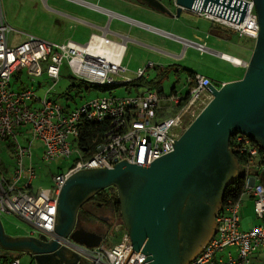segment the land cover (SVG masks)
Instances as JSON below:
<instances>
[{
  "label": "built area",
  "instance_id": "2783aa9c",
  "mask_svg": "<svg viewBox=\"0 0 264 264\" xmlns=\"http://www.w3.org/2000/svg\"><path fill=\"white\" fill-rule=\"evenodd\" d=\"M168 7L177 8L176 0H166ZM248 2L242 12L241 22H234L207 11L181 8V12L203 17L212 23L234 31L239 37L256 39L258 22L254 0ZM13 29L5 21L0 5V143L11 142V163L4 165L0 156V215L13 214L33 227L30 234L38 233L47 239L54 238L56 202L65 180L80 169L112 168L125 159L127 163L149 166L150 162L171 150L173 139L177 140L211 98L206 86L211 80L200 73L187 79V92L161 97L154 89H145L131 95H112L115 85L143 76L152 62L135 71V77L126 75L122 64L125 51L123 37L114 41L103 34L93 33L85 43L71 39L51 42L25 34L17 42H10ZM21 36V31L15 30ZM203 51L205 43H197ZM223 57V55H222ZM233 64V62L230 61ZM66 65L76 82H83L109 90L97 94L82 106L71 107L51 98L60 70ZM242 61L239 65H246ZM30 79L43 73L52 79L51 85L38 96L34 85L22 82L24 73ZM14 79V85H12ZM119 79V80H117ZM193 84L188 88V83ZM37 87H39L37 85ZM172 115L157 119L158 110L165 105H178ZM106 123L93 152L84 156V149L73 146L84 123ZM29 128V135L20 142ZM41 144L40 159L46 163L56 158L77 154L78 158L63 170L50 173V185L35 192L30 191L36 178V166L32 162L31 143ZM232 148L248 157L245 167H259L257 145L246 135H232ZM251 174L244 177L242 192L236 199L227 197L215 215V230L202 248L187 264H254L253 254L264 248V224L239 229L241 195L253 197V210L257 218L264 214V183L253 181ZM117 218V217H116ZM60 246L88 264H145L140 263L145 254L132 247L129 234L120 219L112 222L96 247L74 243L69 238H59ZM0 264H21L18 257L0 258Z\"/></svg>",
  "mask_w": 264,
  "mask_h": 264
},
{
  "label": "water",
  "instance_id": "95a60500",
  "mask_svg": "<svg viewBox=\"0 0 264 264\" xmlns=\"http://www.w3.org/2000/svg\"><path fill=\"white\" fill-rule=\"evenodd\" d=\"M139 1L171 16H179L181 8H192L237 23L241 22L248 4L243 0H176L178 6L172 13L162 0ZM254 4L258 32L243 76L222 83L220 87L212 83L206 86L211 93L210 100L180 137L173 139V150L154 158L149 166L127 163L123 159L112 168L103 166L76 171L65 180L57 197L54 238L9 236L3 233L0 225V249L28 252L33 255L35 264H60L69 251L59 245V238H69L90 248L98 246L103 234L75 227L78 207L73 208L68 201V191L77 184L94 191L112 185L118 192L120 215L131 248L141 249L146 255L140 263L187 264L203 243L186 253L181 251L180 238L182 235L186 239L187 233L180 234L178 225L185 217V200L199 192L201 181L210 175L213 166L220 164L226 169L225 174L228 169L233 177L238 171L243 176L247 171L253 173V181L257 177L264 180V166L258 172L239 165L229 149L230 137L241 133L264 150V0H254ZM123 176L126 179L120 181ZM217 205L218 211L222 203Z\"/></svg>",
  "mask_w": 264,
  "mask_h": 264
},
{
  "label": "rangeland",
  "instance_id": "374dc122",
  "mask_svg": "<svg viewBox=\"0 0 264 264\" xmlns=\"http://www.w3.org/2000/svg\"><path fill=\"white\" fill-rule=\"evenodd\" d=\"M104 1L101 0L99 3L102 5V3L104 4ZM130 1L134 3L116 0L117 3L112 2V5L120 9L119 11L125 14H131L138 6L142 7L141 3H137L132 0ZM162 1L168 5L166 0ZM77 3L78 2L76 0H69V2L65 0H0L3 17L8 25L13 29L10 35L14 36L15 41L23 39L25 34L33 35L46 41H59L63 35L72 36L75 41L78 40V43H80V41H84L88 30L84 26L78 24L79 21L76 18L87 19L88 17L86 16V12L83 13L84 10L80 9L76 5ZM117 4L118 6H116ZM50 7L58 8L62 12H68L70 17H61L57 13L50 10ZM125 7L127 9H125ZM171 9L174 10L172 7ZM134 15H136L135 12ZM61 18H63V20ZM177 20L176 25L178 26L180 24L183 27H190L191 29H205L207 31L211 29L210 21L188 13L181 12ZM151 23L159 26H165L162 22ZM15 30L21 31L23 34L21 36L15 35ZM239 38L240 39H237L236 36H232L230 39L224 40L225 43L221 42L223 45H209L208 47L214 51H225L228 54H235L243 57L244 50L242 48H247L249 51H252L256 40L252 38L248 39L247 37ZM209 40L210 39H208V42ZM240 46H242V48ZM175 49L179 52H184L180 61L176 62L178 65L185 69L194 70L202 74L208 73L213 80V83L218 87H220L222 80H225L230 76H235L238 73L240 75L241 73V69L233 67L229 63L218 61V59H214L213 61V58H211L210 55H214V53H210L208 51H200V53L196 47H187L182 43L177 44ZM144 52L145 51L140 52L133 50L131 46H129L127 57L125 59V62L127 63L126 75L131 78L135 77L134 73L137 67H143L148 60H152L155 63L154 67L156 70L154 68L152 69V67H148L145 69L143 76L144 78L148 77L149 79L154 77V74L158 70L157 66L162 65L163 63L159 62L157 58L149 57V53ZM242 66L246 67L247 64ZM22 74V82L27 85H34L38 96H43L44 92L52 83V79L46 77L44 73L40 77H34L33 79L27 77L25 72ZM160 82L162 84V93L164 94V97L170 95L172 90L176 91L177 94L182 95L187 89L186 72L184 71L173 72V70H171L167 73V77H163ZM38 83L41 84L40 87H37ZM12 85H14V79H12ZM70 85L73 86L71 87L69 94L66 96L62 95L65 92V89ZM108 92L109 90L102 91L100 88L86 83H83V85L78 87L76 81L71 77L68 67L64 64L60 70L59 78L49 97L57 99L62 103H67L71 107H79L85 104L91 97H94L97 94H108ZM109 93L117 96H125L133 94L134 91L131 87L127 89L125 85H115L110 89ZM176 108L178 107L176 106ZM21 131L24 134L20 136V142L23 143L24 138L29 135V128H22ZM31 146L32 162L36 166V178L32 181L33 191L48 187L51 182L50 172L63 170L78 158L77 154H71L68 157L56 158L55 160L46 163L40 159V152L42 148L40 142L34 140L31 143ZM73 146H76V143H74ZM0 156L4 165L11 163L12 151L11 142L9 140L0 143ZM117 218L116 216H113L111 222ZM118 219L122 220L121 215ZM0 225L5 235L30 236L34 238L39 236V234L35 232L30 234V232L33 231V227L17 215L1 214ZM16 253H18V258L21 264H34V261L28 252L20 251ZM60 264H66V260L64 259L60 261Z\"/></svg>",
  "mask_w": 264,
  "mask_h": 264
},
{
  "label": "crops",
  "instance_id": "0c3cea01",
  "mask_svg": "<svg viewBox=\"0 0 264 264\" xmlns=\"http://www.w3.org/2000/svg\"><path fill=\"white\" fill-rule=\"evenodd\" d=\"M65 1L69 2V0H65ZM76 1L78 2L76 5L80 9L84 10L83 13L86 12V16L88 17L87 19L76 18L79 21L78 24L84 26L88 30L84 41H80V43L86 42L89 36L93 33L103 34L107 38L114 40V41H120L121 38L123 37V41L125 43V51H124L123 58H122V64L126 66V68H127V65H126L127 63L125 62V59L127 57L128 48L129 46H131L133 50H137L140 52L145 51L144 53H149L148 54L149 57L157 58L159 62L163 63V64L160 63L162 64V65H159L161 67H165L168 65H174L175 67L178 68L177 72H182V71L186 72V70H189V69H185L176 63L180 61V59L183 57L184 52L177 51L175 49V46L177 44L182 43L184 46H187V47L188 46L196 47L197 43H205L206 48L203 51H208L216 55V56H214L213 54L210 55V57L213 58V61L214 59H218V61H224L226 63H229L233 67L241 69L240 75L238 73L235 76H230L229 78L222 80L220 84L239 79L243 76L245 72L246 67L242 65H238V64H232L225 58H222L220 55V54H228V53H226L225 51H214L208 47L209 45L211 46L220 45L221 42L225 43L224 40L230 39L232 36H236L237 39H240L239 36L234 31L224 26L212 23L211 21H210L211 29L209 31L205 29H197V28L191 29L190 27H183L180 24L178 26L176 24H177V21H178L177 19L179 16H175V15L171 16V15L161 13L147 6L146 4L141 3L140 1L139 2L136 1L137 3L142 4V7L138 6L136 10L134 11L136 15H134V12H132L131 14H125L119 11L120 9L112 5V2L117 3L116 0H105V1L103 0L104 4L102 3V5L99 3V1L101 0H91V1L76 0ZM123 1L131 2L130 0H123ZM131 3H134V2H131ZM116 6H118V4ZM125 9L127 8L125 7ZM169 9L171 10L172 13H175L174 8H173L174 10H172L171 7ZM50 10H52L54 13H57L61 17H70L68 15L69 14L68 12H62L58 8L50 7ZM61 19L63 20V18ZM151 22H159V23L162 22L165 24V26L155 25ZM10 34L11 33H9L10 42H17L20 40L19 39L15 41L14 36ZM212 37L214 40L212 39ZM67 39L74 40L72 36L63 35L59 41H52V40L51 41L52 42H62ZM208 39H210L209 40L210 43L208 42ZM75 42H78V40ZM240 47L242 48V46ZM242 49L244 50L243 57L239 55H235V54H228V55L234 56L248 63L253 50L249 51L247 48H242ZM147 62L153 63V67H152L153 69L155 63L152 60H148ZM137 68H139V66ZM191 71H194V70H191ZM194 73H199V72L194 71ZM203 75L208 77L211 80L212 84H214L213 80L211 79L208 73L203 74ZM146 78L149 79L148 77ZM187 79H188V76L186 74V84H187ZM37 85L39 87L41 86L40 83H38ZM143 90L145 89H141L140 91H143ZM187 90L188 89L185 90V93L187 92ZM162 91H163V88H162ZM170 94H177V92L172 90ZM160 96L164 97V94L162 93L160 94ZM176 106L178 107V105H175V104L163 106L164 108H161L160 110H158V114L156 118L162 119V118L172 115L178 109L176 108ZM263 166L264 165H262L261 167H250V168L256 169L258 170V172H260ZM247 174H253V173L245 171V175L244 176L241 175V176L245 177ZM256 181H260L264 183V180L258 177L256 178ZM30 191L31 192L36 191V190L33 191L32 184L30 187ZM258 224H264V214L262 218H257L255 216V213L253 210V197L249 193H244L241 195V204H240V210H239V229L247 230L251 228L252 226H255ZM3 253H4V250L0 249V254H3ZM15 254H16L15 252L6 254L7 256L6 259H10ZM0 258L2 257L0 256ZM252 259H253L254 264H264V248H261L257 252H255L253 254Z\"/></svg>",
  "mask_w": 264,
  "mask_h": 264
},
{
  "label": "flooded vegetation",
  "instance_id": "af4514ba",
  "mask_svg": "<svg viewBox=\"0 0 264 264\" xmlns=\"http://www.w3.org/2000/svg\"><path fill=\"white\" fill-rule=\"evenodd\" d=\"M83 172L87 171L84 170ZM225 173L226 169H223L220 164H215L210 175L205 177L201 181V184L198 189L199 192L197 194L187 197V199L185 200L183 210L185 217L179 222L178 225L180 234H182V232L187 233L186 239L183 238L181 235V251L186 253V251L191 250L193 247L195 248L198 244H204L206 240L211 236V233L215 228V215L218 209L217 203L223 202L224 192L226 188L230 185V181L241 176V173L239 171L234 177L231 173L228 172V169L227 174ZM125 179L126 176H123L120 181H123ZM101 190L94 191V189L87 188L80 184L71 186L69 188L68 201L71 203L72 207H78L77 211L80 208H83L89 211L90 213L94 214V224L91 222H80L78 220V217L75 215V227H82L85 230L98 233V229L96 227L97 222L100 228H103L106 222H111L113 216L111 214V211L108 210L107 206L103 204L97 205L96 196L97 193ZM111 224L112 222L109 224L108 228ZM108 228L105 231H107ZM202 245L200 246V248L202 247ZM13 252L14 251H4L2 256ZM30 256L35 264V259L33 255L30 254ZM74 257L75 256L70 252L65 253L64 259L66 260V264H87V262L84 260L78 261L77 256V260Z\"/></svg>",
  "mask_w": 264,
  "mask_h": 264
},
{
  "label": "trees",
  "instance_id": "16d2710c",
  "mask_svg": "<svg viewBox=\"0 0 264 264\" xmlns=\"http://www.w3.org/2000/svg\"><path fill=\"white\" fill-rule=\"evenodd\" d=\"M134 1L139 2V0H134ZM157 67H158L157 68L158 70L154 74L153 78L147 79L146 77L144 78V76H140V77L135 78L134 80L127 82L123 85H125L127 89L129 87H131L132 90L135 92H139L141 89H154V90H156V92L159 95L162 94L163 91H162V84H161L160 80L163 77H167V73L171 70H173V72H177L178 68L175 67L174 65H168L165 67L157 66ZM154 69H155V67H154ZM186 74H187L188 78H191V75L194 74V71L186 70ZM76 84L78 87H80L81 85H83V82H76ZM192 84H193V82L190 81L188 83V88H190L192 86ZM72 86L73 85L68 86L62 95H64V96L68 95ZM185 101H186L185 99L180 101L178 104V107L182 106V104ZM105 128H106L105 122L104 123L89 122V123H84L80 126L79 135L76 138L75 143H76V146H78L80 149L86 150V151H84L85 157L89 156L93 152L94 147L97 144V142L100 138V135L102 134V132L104 131ZM232 145H233V142H232V136H231L229 139V149L233 153L237 162L240 165L245 166L246 162L248 161V157L243 153H240L238 151L233 150ZM257 149H258L257 158H259V159H257L256 161H259L258 164H259V167H261L262 165H264V150H263V148L259 147L258 145H257ZM243 184H244V177L243 176L237 177L234 180V182L226 188V190L224 192L223 202L225 201V199L227 197H230L232 199H236L240 195V193L242 192ZM96 198H97V205L103 204V205L107 206L108 210L111 211L112 216H116V217L120 218V203H119V198H118V192H117V189L115 186L111 185V186L106 187L105 189H102L100 192L97 193ZM77 217H78V220L80 222H84V223H90L91 222L94 224V214L90 213L86 209L80 208L77 212ZM110 223L106 222V224H104L103 228H100L98 226V222H97V229H98L97 232L103 234L104 231L108 228ZM1 257L4 260L7 258L6 255L1 256ZM13 257H18V253L13 255L11 258H13Z\"/></svg>",
  "mask_w": 264,
  "mask_h": 264
},
{
  "label": "bare ground",
  "instance_id": "6f19581e",
  "mask_svg": "<svg viewBox=\"0 0 264 264\" xmlns=\"http://www.w3.org/2000/svg\"><path fill=\"white\" fill-rule=\"evenodd\" d=\"M222 58H225L226 60H228L229 62H233V64H240L241 63V60L234 57V56H231V55H228V54H223V57Z\"/></svg>",
  "mask_w": 264,
  "mask_h": 264
}]
</instances>
